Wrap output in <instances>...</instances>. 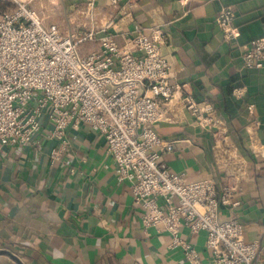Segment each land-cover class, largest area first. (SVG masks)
Segmentation results:
<instances>
[{
	"label": "crops",
	"instance_id": "1",
	"mask_svg": "<svg viewBox=\"0 0 264 264\" xmlns=\"http://www.w3.org/2000/svg\"><path fill=\"white\" fill-rule=\"evenodd\" d=\"M87 0H33L43 24L64 32L89 29L83 13ZM224 5L235 8L234 42H227L215 23ZM15 8L0 0V14ZM98 24L117 19L118 8L95 0ZM133 22L150 33L160 26L166 34L161 51L170 65V80L185 84L208 110L220 114L231 140L247 161L246 177L236 196V215L244 223V240L259 241L256 259L264 264V59L248 67L244 55L264 37V0H138ZM131 25L111 26L119 45ZM79 51L99 47L83 42ZM251 106V108H250ZM171 120L154 124L173 141L161 153L169 170L188 180L213 178L220 185L224 168L211 153L209 128L198 126L186 110L171 106ZM49 124H44L46 131ZM105 139L88 126L69 127L63 139L39 138L28 145L7 146L0 153V264H190L160 226L145 225L130 182L117 176L116 161ZM62 146V147H61ZM52 147H61L52 158ZM225 206L220 217L228 216ZM200 260L209 263L206 232L181 228Z\"/></svg>",
	"mask_w": 264,
	"mask_h": 264
},
{
	"label": "built area",
	"instance_id": "2",
	"mask_svg": "<svg viewBox=\"0 0 264 264\" xmlns=\"http://www.w3.org/2000/svg\"><path fill=\"white\" fill-rule=\"evenodd\" d=\"M13 1L15 8L0 14V153L39 138L63 139L69 127L86 125L105 139L117 176L130 182L143 223L166 230L171 245L180 247L190 264H262L256 259L259 241L244 240V223L236 215V193L246 177L247 161L231 140L224 118L184 91L185 84L170 80V65L161 51L165 31L153 26L146 33L133 22L138 0H108L120 16L99 24L95 0H87L83 13L90 28L67 33L54 23L44 25L29 6L33 0ZM234 17L232 5L222 6L215 16L227 42L237 38ZM118 24H132L124 32L131 33L123 35L124 46L109 29ZM92 40L99 47L82 54L80 44ZM258 58L264 59V37L244 55L245 65L252 66ZM175 104L198 126L209 128L213 160L225 171L220 185L213 178L188 180L162 160L161 153L171 149L173 141L160 136L154 124L171 120L169 108ZM61 147H52V158ZM221 206L229 213L225 218L220 217ZM183 227L206 232L211 262H202L182 239Z\"/></svg>",
	"mask_w": 264,
	"mask_h": 264
},
{
	"label": "rangeland",
	"instance_id": "3",
	"mask_svg": "<svg viewBox=\"0 0 264 264\" xmlns=\"http://www.w3.org/2000/svg\"><path fill=\"white\" fill-rule=\"evenodd\" d=\"M45 25V24H44ZM47 25H49V24H47ZM82 44H84V43H82ZM81 47V46H80Z\"/></svg>",
	"mask_w": 264,
	"mask_h": 264
},
{
	"label": "trees",
	"instance_id": "4",
	"mask_svg": "<svg viewBox=\"0 0 264 264\" xmlns=\"http://www.w3.org/2000/svg\"><path fill=\"white\" fill-rule=\"evenodd\" d=\"M155 128V127H154ZM156 130V129H155Z\"/></svg>",
	"mask_w": 264,
	"mask_h": 264
}]
</instances>
